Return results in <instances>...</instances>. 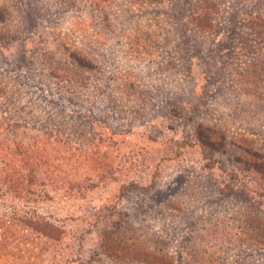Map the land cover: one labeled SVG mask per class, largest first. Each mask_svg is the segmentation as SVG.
Instances as JSON below:
<instances>
[{
    "label": "rangeland",
    "instance_id": "rangeland-1",
    "mask_svg": "<svg viewBox=\"0 0 264 264\" xmlns=\"http://www.w3.org/2000/svg\"><path fill=\"white\" fill-rule=\"evenodd\" d=\"M0 5V264H264V0Z\"/></svg>",
    "mask_w": 264,
    "mask_h": 264
},
{
    "label": "trees",
    "instance_id": "trees-1",
    "mask_svg": "<svg viewBox=\"0 0 264 264\" xmlns=\"http://www.w3.org/2000/svg\"><path fill=\"white\" fill-rule=\"evenodd\" d=\"M27 13L28 17L32 16L34 13V9L32 8V4H27ZM7 10L4 8L2 5H0V20L7 15ZM32 22L35 23V19H32ZM67 58L70 59V62H73L76 66H82L83 61H88L87 58L84 57H79L77 55V52H72L67 54ZM5 122V119L0 116V153L4 154L6 157L8 155H15L18 157V160H32V159H37L35 157H32L33 155L31 153H36L35 150H31L28 148V144L25 141H22V139H18L16 136L17 130L16 127L13 126L11 131L8 130V127L4 130L3 128V123ZM7 122V121H6ZM6 131V133H5ZM17 137V138H15ZM218 139H221V136L218 137ZM223 139V137H222ZM209 138H204L202 140L203 147H209ZM27 149V150H26ZM31 151V153L29 152ZM12 153V154H11ZM27 156V157H26ZM255 160H264V156H254ZM252 169L257 172L259 175L264 176V169L257 168L256 164L255 166L252 167Z\"/></svg>",
    "mask_w": 264,
    "mask_h": 264
}]
</instances>
